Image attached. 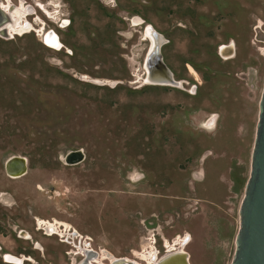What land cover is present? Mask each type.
<instances>
[{"label":"rangeland","instance_id":"374dc122","mask_svg":"<svg viewBox=\"0 0 264 264\" xmlns=\"http://www.w3.org/2000/svg\"><path fill=\"white\" fill-rule=\"evenodd\" d=\"M24 2L41 21L31 15L33 32L0 36V188L15 189L6 201L115 257L188 238L192 264H231L264 89V0ZM55 11L56 23L72 19L69 32L48 19ZM40 22L74 54L46 47ZM148 25L169 41L162 53L183 89L145 84ZM231 42L226 61L219 50ZM77 150L85 161L66 164ZM14 155L30 162L19 180L3 172ZM37 239L55 264L56 247L70 248Z\"/></svg>","mask_w":264,"mask_h":264},{"label":"flooded vegetation","instance_id":"af4514ba","mask_svg":"<svg viewBox=\"0 0 264 264\" xmlns=\"http://www.w3.org/2000/svg\"><path fill=\"white\" fill-rule=\"evenodd\" d=\"M12 1L13 0H1L2 8L7 12L13 11L12 13L15 17L17 16L16 13L18 11H22L23 13H25L26 17L23 21V25H25V23L27 22L30 26L29 32H33L34 26L33 23L28 20V17H31V15H33L35 16V22L41 21L37 14V8L34 6H27V3L24 2V0H18L17 4H15L14 2L12 3ZM21 5L23 6L22 8ZM53 5L55 6V4ZM37 6L43 8V5L40 3L37 4ZM56 7L60 8L58 4H56ZM58 14L59 12L57 11L48 12V19L52 24H57V28H60L64 32H69L72 26V19L70 17L63 18L59 23H56L55 21L58 20ZM143 21L144 20L137 17L133 19L132 23L134 26H138L142 25ZM41 24L45 25L43 27V43L46 47L55 52L63 51L69 55L74 54L73 48H69V45L65 38L59 35V33L56 32L54 28L49 27L48 29H46V23L42 22ZM146 31L147 30L145 29L142 40L145 42H149V48L147 50L148 54L151 47L150 45H153L154 42H152L150 38L151 36L149 31ZM14 36L15 35H12V37ZM232 44L234 45V42H231L230 44L224 46H229ZM229 52V50L225 51L224 54L227 55ZM191 69L194 70L193 67L189 66L190 74ZM146 75L147 73L145 74V77ZM147 82V79H145L146 85ZM184 83L185 82L183 81V85ZM218 118L219 117H217V119L213 117L210 121L207 122L205 126L210 129L215 124V119L216 122L219 120ZM13 157H22L27 159V172L23 176L18 177V173L20 171L17 168H14L12 171L14 175L9 174L7 170V163ZM29 170L30 162L28 157L21 155H14L8 158L3 166L4 175L11 180L22 179L23 177L28 175ZM35 188L40 191L42 190V188L38 185H36ZM12 190L15 189L11 187L9 189H7L6 187L0 188V264H41V259L45 264H55L50 261V259L52 258V254L46 253L47 249L37 239V232H41L42 236L48 238L56 236L59 239L60 245H69L68 247L70 248H63L62 250H58V248L56 247V256L60 257V264L64 263L66 260L68 261V264H83L84 261L89 264H113L114 262H116L115 260L118 259L122 260L124 264H149L148 261L150 260L152 261L151 264H161V262L164 261L167 257L177 253L186 254L189 264H192L191 254L187 251V247L189 246L191 241L188 238L180 239L177 241H164L157 239L145 240L141 245L140 250L133 249L131 250V256L124 257H115L107 250H97L93 247L90 238H87V240H85V237L77 233L76 231L74 234L69 235L68 232L72 230V227L68 223L63 221L60 222L58 220H55V222L53 223L51 222V220L43 219L37 215L31 216V211H20L21 205H19L18 202H16L15 200H13V203L6 201V199L8 198L7 196L12 195L9 193V191ZM5 207H10V209H14L15 211H7L4 209ZM27 213H29V215H27ZM23 218H27L30 221L28 227L21 226ZM70 236H74V239H77L79 243L75 242V240L74 242H72ZM104 252L107 254V257L105 259L102 258L104 257L102 254ZM38 258H40V260H38Z\"/></svg>","mask_w":264,"mask_h":264},{"label":"water","instance_id":"95a60500","mask_svg":"<svg viewBox=\"0 0 264 264\" xmlns=\"http://www.w3.org/2000/svg\"><path fill=\"white\" fill-rule=\"evenodd\" d=\"M9 22H13V18L9 13L3 11L0 5V36L13 38L6 27ZM146 30L149 31L150 38L154 42L153 45H150L145 60L147 85L183 89V81L175 79L173 71L164 60L162 48L169 41L151 25L147 26ZM225 48L230 52L223 55V50L220 49L221 58L224 60L234 58L235 47L233 49L229 45ZM93 83L99 85L109 84L100 80H95ZM111 84V86H117V83ZM213 117L217 119L216 116ZM85 159L84 151L77 150L68 153L65 162L68 165H77ZM14 168L20 171L18 177L26 174L27 159L22 157L10 159L7 163L9 174L14 175L12 173ZM83 264L89 263L84 261ZM113 264L124 263L119 260ZM161 264H189V262L186 254L177 253L167 257ZM231 264H264V89L259 106V120L252 152L251 172L240 207V227L236 236V250Z\"/></svg>","mask_w":264,"mask_h":264},{"label":"bare ground","instance_id":"6f19581e","mask_svg":"<svg viewBox=\"0 0 264 264\" xmlns=\"http://www.w3.org/2000/svg\"><path fill=\"white\" fill-rule=\"evenodd\" d=\"M0 5H1V9H3L2 8V2H1V0H0ZM23 6L21 5V8H22ZM25 8V7H24ZM20 10V9H19ZM23 10V9H22ZM3 11H5L4 9H3ZM5 12H7V11H5ZM13 11H11V12H7V13H9L10 15H11V17L13 18V22H9L8 24H7V28H8V31H9V33L10 34H12V35H15V34H21V33H23V32H25V31H29L30 30V26H29V24L26 22L25 23V25H23V21H24V18H25V13H23L22 11H18L17 13H16V17L13 15V13H12ZM11 35V36H12ZM145 38V37H144ZM48 39V38H47ZM50 39V38H49ZM153 42V41H152ZM151 42V43H152ZM57 45V44H56ZM59 45V44H58ZM231 47L234 49V45L232 44L231 45ZM220 49H222L223 50V55H224V52L225 51H228V49L227 48H225V46H223V47H221ZM195 75H196V73H195ZM47 225V224H46ZM54 225V224H53ZM66 227H67V225H66ZM54 231H56V230H54ZM107 252V251H106ZM183 252V251H182ZM107 254L104 252L103 253V256L104 257H102L103 259H105L107 256H106ZM155 256V255H154ZM110 258V257H109ZM114 259V258H113ZM148 259V258H147ZM115 261H119V259L118 260H115ZM154 261V260H153ZM101 262V261H100ZM149 262V264H151V260L150 261H148Z\"/></svg>","mask_w":264,"mask_h":264}]
</instances>
